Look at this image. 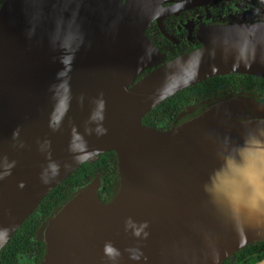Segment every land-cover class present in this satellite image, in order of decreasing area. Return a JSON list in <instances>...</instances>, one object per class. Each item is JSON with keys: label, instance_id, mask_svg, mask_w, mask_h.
Listing matches in <instances>:
<instances>
[{"label": "water", "instance_id": "water-1", "mask_svg": "<svg viewBox=\"0 0 264 264\" xmlns=\"http://www.w3.org/2000/svg\"><path fill=\"white\" fill-rule=\"evenodd\" d=\"M212 1L0 0V248L53 186L105 151L115 154V193L97 198V171L76 186L34 232L44 243L38 264H218L264 238V206L250 210L255 193L247 189L255 159L243 147L264 143V101L228 95L163 130L140 121L206 76L264 78L262 22L209 29L198 49L133 82L160 61L143 33L148 22ZM69 19L84 43L69 76L58 78L62 53L51 37ZM106 244L118 251L115 259Z\"/></svg>", "mask_w": 264, "mask_h": 264}, {"label": "trees", "instance_id": "trees-1", "mask_svg": "<svg viewBox=\"0 0 264 264\" xmlns=\"http://www.w3.org/2000/svg\"><path fill=\"white\" fill-rule=\"evenodd\" d=\"M262 9L264 12L263 2ZM215 78L211 77L200 82H193L165 97L142 115L141 123L161 130L168 129L198 114L211 102L227 98L228 95L226 94L218 95L220 93L219 86L221 85H218ZM249 87L250 83L247 81L242 90H249ZM262 93L264 94V85ZM197 94L209 97L192 105V102L197 98ZM209 94L216 96H210ZM228 94L250 96L245 92ZM260 97L254 98L264 101V96ZM173 114H176L175 117L180 118V121L175 119L171 123L167 122ZM163 120L166 122H162ZM114 160L115 154L113 151L99 153L94 159L81 163L69 175L53 186L2 245L0 248V264H38L44 253V243L41 239L34 238L35 230L39 227L40 222L61 205L69 197L72 190L84 183L94 171L102 174V185L97 191V198L101 202H107L115 193L117 183ZM253 257L257 259L264 257V238L235 250L231 258H225L220 264H251L254 261Z\"/></svg>", "mask_w": 264, "mask_h": 264}, {"label": "flooded vegetation", "instance_id": "flooded-vegetation-1", "mask_svg": "<svg viewBox=\"0 0 264 264\" xmlns=\"http://www.w3.org/2000/svg\"><path fill=\"white\" fill-rule=\"evenodd\" d=\"M167 5V3L161 4L162 7H166ZM262 22H264V12L262 2L259 0H215L207 5H192L187 8L166 12L161 17L150 20L143 30L145 37L151 42L160 56V61L142 68L133 79V82L160 64L178 55L198 49L202 45L200 42L201 34L209 29L242 24H260ZM211 77H216L215 80L218 82V85H221L219 86L220 93L218 95L245 92L252 97L261 96L260 98H262L264 96L262 93L264 78L256 74L231 71L206 76L198 81L200 82ZM247 81L250 83L249 90H242ZM209 95L216 96L213 94ZM196 96L197 98L192 102V105L209 97L200 94ZM175 115L173 114L167 122L171 123L175 119H177L176 121H180V118L175 117ZM162 122L166 121L163 120ZM231 255L225 258H231ZM253 259L254 261L259 260L254 257Z\"/></svg>", "mask_w": 264, "mask_h": 264}, {"label": "clouds", "instance_id": "clouds-1", "mask_svg": "<svg viewBox=\"0 0 264 264\" xmlns=\"http://www.w3.org/2000/svg\"><path fill=\"white\" fill-rule=\"evenodd\" d=\"M84 43V36L78 25H75L73 19H69L66 22H59L56 30L53 32L51 37V44L54 49L61 51V56L59 57L61 64L63 65L62 70L58 73V78H63L69 76L72 70V64L75 59L76 52L79 51L80 47ZM195 76V72L188 74V80H191ZM185 80V83L188 82ZM175 85H173L174 87ZM60 88L64 90L65 95L60 98L59 107L61 110L60 115L64 114L67 110V93L69 91V81L63 80ZM103 107V103H101ZM56 122H59L60 117L57 116ZM245 149H251L254 159H255V169H254V184H249L247 189L255 193V199L251 204L250 210L259 212L262 206H264V143L259 140H246L243 146ZM55 169V165H52ZM248 207V205H245ZM147 225L145 224V227ZM137 236L140 232L135 233ZM147 235V233H145ZM104 253L111 259H115L119 255L118 251L111 246V244H106L104 247ZM136 258V257H134Z\"/></svg>", "mask_w": 264, "mask_h": 264}, {"label": "rangeland", "instance_id": "rangeland-1", "mask_svg": "<svg viewBox=\"0 0 264 264\" xmlns=\"http://www.w3.org/2000/svg\"><path fill=\"white\" fill-rule=\"evenodd\" d=\"M92 159H94V158H90L89 161L92 160Z\"/></svg>", "mask_w": 264, "mask_h": 264}]
</instances>
